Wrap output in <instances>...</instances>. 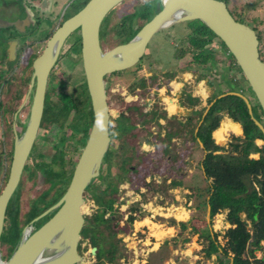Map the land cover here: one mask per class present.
I'll use <instances>...</instances> for the list:
<instances>
[{"label":"water","instance_id":"obj_1","mask_svg":"<svg viewBox=\"0 0 264 264\" xmlns=\"http://www.w3.org/2000/svg\"><path fill=\"white\" fill-rule=\"evenodd\" d=\"M124 1L88 0L54 32L33 62L29 91L14 117L16 120L19 110L30 102L28 120L21 134L14 120L10 172L0 193V264H79L82 261L78 245L86 221L83 211L85 194L92 181L100 175L103 159L110 147L107 77L116 70L139 62L156 35L180 26L189 27L199 21L207 25L233 55L264 113V60L260 55L259 36L249 24L234 17L224 0H156L157 12L137 14L128 28L111 40L102 41L104 19ZM76 30L82 41L83 67L93 110L89 134L65 192L25 223L18 243L4 256L1 237L7 209L31 159L41 129L49 76L63 53L66 41ZM15 56V48L9 49L10 60ZM230 94L244 99L251 118L264 134V121L255 116L245 95L228 92L219 97ZM207 209L210 214V204ZM96 250L97 245H94L91 249L93 255Z\"/></svg>","mask_w":264,"mask_h":264},{"label":"rangeland","instance_id":"obj_2","mask_svg":"<svg viewBox=\"0 0 264 264\" xmlns=\"http://www.w3.org/2000/svg\"><path fill=\"white\" fill-rule=\"evenodd\" d=\"M81 1L83 0H58L55 15L59 17L64 13V18L71 17L79 11L80 5L72 7L70 3L73 2L78 4ZM224 1L228 4L232 13H235L236 16L238 15L239 17L243 16V18L247 19L249 23L255 26L260 39L263 40L262 43L264 47V0ZM145 2V0H125L122 4L117 6L110 16L111 18L109 21L111 23H108V27L106 25L105 32H107L104 35L106 38L105 42L114 38L111 37L113 31H115L111 30L113 29L112 25L120 23L121 18L124 16L135 14L136 11H139L136 10L137 8H141L140 10H142ZM141 14L142 13H140V16H142ZM47 22L50 24L49 21H46V23ZM191 30L190 27L180 26L156 35L149 46L150 50L153 51L156 61L166 65L174 47L176 50L175 52H177V49L182 46V40L185 41V38ZM167 32L168 35L164 34ZM177 36L183 37L182 40L180 41L179 38H176ZM169 40H171L170 42H172L173 46L169 44ZM185 42V44L188 45V41L186 40ZM79 47L80 44H78L77 34H73L66 42L63 53L59 59L60 64L57 62L58 64H56V68L54 67L55 69L53 70V75L55 77L52 80V86L55 87V89H62L63 85L66 83L62 90L68 92L70 90L69 86H71L70 88L72 89L83 79V67ZM207 48L214 50L215 59H212L208 64L197 63L196 65L194 74H197V90L198 97L200 98L197 108L202 109L204 106H208V97L213 96L216 91L218 92L220 90L225 92L231 88L243 89L247 96L252 95L247 81L243 78L240 79V73L238 68L234 66L233 58L231 56L230 58L224 51L220 45L219 39L216 38ZM33 50H36V48ZM191 56L192 54L186 55L185 59L178 62V66L176 65L175 67H177L180 72H184L181 70L184 66L183 64L188 63ZM27 57L28 53L24 51L16 64L10 67L4 65L3 67L7 72L6 78L8 83L4 84L2 82L0 85V100L3 102V105H6L5 109L0 108V161L4 160L6 153L13 144L15 113L23 103L29 91V78H27L30 75L29 70L23 71L27 64ZM230 64L233 65L232 68L227 67ZM73 65L76 69H72ZM200 75H202V78H200ZM223 75L227 76L225 80ZM233 77L237 82H233ZM80 92L81 90L79 89L78 95H80ZM18 93L22 98L21 96L17 98ZM252 102L255 103V101ZM8 107H11L10 111ZM29 107L30 102L18 112V117L15 120L18 132H21L27 123L30 112ZM13 108H15L14 112L12 110ZM74 115V113L71 114L63 128L54 130L48 128L40 129L32 150L33 157H30L31 159L27 164H31L35 158L38 162L49 163L55 152L65 145L64 148L67 150L66 159L68 160V169L71 171L75 168L85 139H83L82 134L73 129V126L71 127V124H74ZM227 121L228 120L225 118L221 121V124ZM11 125L13 126V130H11ZM220 126L221 127L215 134L217 135V132L220 130L221 134H224L225 141L233 135L241 134L240 131L236 133L232 132V129L225 131L222 125ZM57 132L59 133L58 137L56 135ZM65 135L67 137L64 142H62L61 137ZM222 142L223 141H219L218 143L221 144ZM257 143L262 144V141L258 140ZM40 153H43V156H39ZM202 153L203 152L200 150L197 151V163L203 158L204 153ZM258 156V154H253V157ZM3 163L4 164L0 166V193L7 182L5 181V175L8 165L9 163L11 164V162L5 159ZM112 171L113 173L118 172V168L115 166V168H112ZM23 177L26 180L25 189H27L28 194L20 197V216L22 222L23 220L25 221V214L30 210L31 200L38 195L40 187L44 183L42 170L38 171V176L34 182L27 179L25 174H23ZM98 178L100 179L101 177L99 176ZM165 178L166 180L161 183L163 191L159 189V192H155L151 189L148 192L146 190L141 196V199L139 197L137 198L138 194H135L133 189L128 188V186H130L129 183L120 184V190L118 191L119 197L117 196L116 203L119 205L118 212L115 214L114 222L110 223L109 231H117L118 234L115 239L120 243L121 253L124 254V257L121 259L119 258V260L113 264H217L216 255L207 257L203 250L208 244L206 234H211L215 237V241L218 244H225L228 240L227 230L236 226L237 218L234 216L227 218L226 213L218 214L213 218L211 214H208L207 199L209 197L208 189L210 188L211 181L206 178L199 164H197L195 182L192 183L191 186L185 182L182 187H176L171 191L170 189L172 186H168L167 177ZM94 181L95 184H100V181ZM95 184L91 183V189L89 187L90 191L85 194L87 200L83 207V211L86 217L97 209V203L95 201V198H97L96 193L103 194L107 181L99 185V187L95 186ZM48 187L49 184H46L44 189ZM127 200L141 207V216L133 223L127 220V216L130 213L128 209H125ZM242 217L246 222L248 221L244 215H242ZM181 222H185L187 227L182 228ZM250 224V221H248V227L251 226ZM92 230L96 233L95 229ZM105 235L108 236V231L105 232ZM87 246L86 263H95V255L90 254V248L93 245L87 244ZM105 247H109V245L106 243ZM1 249L4 256L8 255L10 252L7 245H2ZM230 255L229 263L234 264L236 258L233 253H230ZM263 256L264 241L263 249L257 251V257ZM103 264L110 263L106 260L103 261Z\"/></svg>","mask_w":264,"mask_h":264},{"label":"flooded vegetation","instance_id":"obj_3","mask_svg":"<svg viewBox=\"0 0 264 264\" xmlns=\"http://www.w3.org/2000/svg\"><path fill=\"white\" fill-rule=\"evenodd\" d=\"M84 1L85 0L78 4L73 3V1L70 3V6L75 7L81 5ZM57 2L58 0H0V52L2 53L5 51L10 60L9 49L15 48V59L10 60L14 62V64L18 62L24 51L28 53V55L31 52L39 51L41 54L47 45V41L64 21L68 19V17L64 18V13L59 17L55 15L58 5ZM136 10H139V8ZM113 11L114 9L107 15L102 23L101 38L104 42L106 41L104 36L107 32H105L106 25L111 23L109 20ZM232 14L234 15L235 13ZM237 16L236 14L234 15L235 18H237ZM241 18L244 20L242 22L249 24L257 32L255 26L249 23L243 16H241ZM46 21H49L50 24H48V22L46 23ZM113 26L114 25H112V27ZM73 34H77L83 67L82 41L79 39L77 30ZM164 34L168 35V32ZM176 38H179L181 41L183 37L177 36ZM186 40L185 38V41ZM170 41L171 40H169V44L172 45ZM185 41L182 40V46L177 49V52H175L176 50L174 47L166 65L162 62H157L153 55V51L149 48L142 59L136 64L125 69L116 70L108 75L107 93L110 106V147L103 159L99 175L101 178L99 179L98 176V179H94L98 180V182L100 181L99 185L106 181L107 184L106 188L103 190V194L96 193L97 198H95V201L97 203V209H95L93 213L101 211V195L105 197H114V206L116 207L115 214L118 212L119 205L116 203L120 184L122 183H129L130 186H128V188L133 189V192L138 194L137 198L139 197L141 199V196L146 190L148 192L151 189L155 192H159V189L163 191L161 183L166 180L165 177H167L168 186H172L170 189L171 191L176 187H182L185 182L191 186L196 179L197 164H199L206 176L203 160L207 154V150L204 142L198 137V131L211 106L219 98H222L219 97L220 95L228 92H240L250 100L253 111L254 107L259 110L255 94L247 96L243 89L240 90L235 88H231L232 90L229 88L230 90H226L225 92L216 91L213 96L208 97V106L198 109L197 74H194L198 62L193 50H187ZM12 42L14 44L13 48H11ZM262 42L263 40L260 39V55L264 60V47ZM32 48H36V50ZM189 54H192L191 59L188 60V63L183 64L184 66L181 70L184 72H180L175 66ZM58 62L60 64V60ZM234 66H236L235 63ZM73 68L76 69L74 65L72 69ZM53 70L49 76L47 94L54 88L52 86V80L55 77L53 75ZM82 70L83 79L79 81V84L75 85L74 88H78L86 81L84 67ZM239 77L240 79L242 78L241 74ZM200 78H202V75H200ZM223 78L225 80L227 76L223 75ZM252 101H255V103ZM200 110L203 112L198 117V111ZM261 120L264 121V117ZM233 124L235 125L234 122ZM216 131L213 132V135L217 140ZM242 134L243 133L237 135ZM233 136L231 137L232 139ZM231 138L227 141L223 140L220 145L228 147L229 143L232 141ZM258 140H261L262 144H264L263 139ZM198 150L204 153H202L203 158L199 163L196 161ZM115 166L118 168V172L113 173L112 168H115ZM93 184H95V182H93ZM99 185L98 183L95 184L97 187H99ZM89 187L91 189V186ZM90 189L88 188L86 193L89 192ZM106 189H112V192L105 193ZM85 199L87 200L86 195ZM134 206L137 205L127 200L125 209L131 212ZM7 215L8 209L4 229L7 224ZM129 216L130 213L127 217L129 218ZM112 218L115 219V215H113ZM85 219L86 225V215ZM182 223L183 222L180 224L183 228ZM113 233V240L117 242L115 238L118 233L117 231L115 232V230ZM87 242L88 239L86 240L82 233L78 245V252L82 257V261L79 264H90L86 263V253L88 252V246L86 248ZM118 245L121 248L120 243H118ZM92 247L90 248L91 255H93L91 251ZM99 249L100 246L97 244L96 259L95 263L92 264H100V260L97 256ZM103 261H106V259H103Z\"/></svg>","mask_w":264,"mask_h":264},{"label":"trees","instance_id":"obj_4","mask_svg":"<svg viewBox=\"0 0 264 264\" xmlns=\"http://www.w3.org/2000/svg\"><path fill=\"white\" fill-rule=\"evenodd\" d=\"M87 1L85 0L79 7H83ZM145 1L142 10L139 8V11H136L135 14L124 16L121 18L120 23L112 27L113 29L111 30L115 31H113L111 37H115L118 33L128 28L134 19L133 17L137 14L145 11H158L159 6L156 0ZM148 15H151V13H148ZM237 19L244 21L239 16H237ZM189 27L192 30L186 37L188 41V45H186L187 50H193L198 63L208 64L210 59H215V52L212 49H208L207 46L213 43L216 38L219 39V37L212 29L200 21L189 25ZM219 42L224 51L228 53L227 55L233 58L241 77L246 80L240 66L236 63L225 43L221 39H219ZM39 55L40 51L31 52L27 57V64L23 71L29 70L30 75L27 77L29 81L33 73L32 64ZM13 64L14 62L8 59L5 51L0 52V85L2 82L4 84L8 83L6 78L7 72L3 68L4 65L10 67ZM227 67L232 68L233 65L230 64ZM232 80L233 82H237L234 77ZM70 87L68 92L62 89H55V87L48 92L41 128H48L50 130L63 128L71 114L74 113V124H71V127L73 126V129L82 134L83 139H86L93 118L91 99L86 81L78 88L73 87L71 89ZM79 89L81 90L80 95H78ZM249 89L254 95L250 86ZM219 92L224 91L220 90ZM20 96L18 93L17 98H20ZM199 100L200 98L197 97L198 103ZM5 106L0 100V108L5 109ZM257 106L259 110L254 107V112L256 117L261 120L264 117V113L259 103H257ZM8 108L10 111L11 107ZM12 110L14 112L15 108ZM202 112L200 110L198 114L201 115ZM225 117H229L234 122L240 123L243 129V134L234 135L228 147L222 146L217 142V140H224V134H221L220 130L216 135L217 140L213 135V132L220 127L221 121ZM25 127L26 124L19 134L24 131ZM222 127L225 131L232 129L234 133L239 131L241 133V127L237 123L234 125L229 120L223 122ZM11 130H13L12 125ZM56 135L58 137L59 133L57 132ZM66 137V135L61 137V141L64 142ZM198 137L204 142L207 150V154L203 160V167L207 178L211 181L210 188L208 189L209 199L207 201L211 206V216L213 218L218 214L226 213L227 218L233 216L237 218L236 226L227 230L228 240L225 244H218L215 241V237L211 234H206L208 244L203 248L206 256L212 257L216 255L217 264H230V253H233L236 258L234 264H264V256L257 257V251L263 249L264 241V144L259 145L257 143L258 139L264 140L263 132L251 118L244 99L240 96L230 94L219 98L211 106L198 131ZM13 146L14 140L4 160L7 159L11 162ZM64 146L55 152L49 163L38 162L35 158L31 164L26 165L23 174L27 176V179L34 182L38 176V171L42 170L44 183L40 187L38 195L31 200V207L28 213L25 214V221L23 220L22 222L20 216V197L28 194L27 189H25L26 180L24 177L9 203L7 224L1 237V242L2 245H7L10 252L14 249L21 237L24 227L23 223L25 225L28 220L48 208L67 189L74 169L71 171L68 169V160L66 159L67 150ZM42 154L40 153L39 156H43ZM253 154H259V156L253 157ZM31 156L33 157L32 153ZM4 160L0 161V166L4 164ZM10 166L11 164L9 163L5 181L8 179ZM46 184H49V187L44 189ZM110 192H112V189L105 190V193ZM114 203V197L101 195V211L87 215V223L82 230L83 236L86 240L88 239V244L93 246L98 244L100 246L97 255L100 264H102L103 259L108 260L112 264L116 263L119 258L124 257L118 243L113 240V231H109L110 223L115 220L112 218L116 211ZM242 215L250 221V227H248V221L246 222ZM140 216L141 207L137 205L132 208L127 220L133 223ZM182 226L184 228L186 224L183 222ZM92 229H95L96 233ZM91 230L93 233H90ZM106 231H108V236L105 235ZM106 243L109 247H105Z\"/></svg>","mask_w":264,"mask_h":264},{"label":"crops","instance_id":"obj_5","mask_svg":"<svg viewBox=\"0 0 264 264\" xmlns=\"http://www.w3.org/2000/svg\"><path fill=\"white\" fill-rule=\"evenodd\" d=\"M226 118V120H229V121H232V122H234L231 118H229V117H225ZM224 118V119H225ZM223 123V122H222ZM234 123H237L240 127H241V133H243V129H242V126H241V124L240 123H238V122H234ZM220 125H222V124H220ZM221 127V126H220ZM219 127V128H220ZM217 142H219V141H217ZM211 214V213H210Z\"/></svg>","mask_w":264,"mask_h":264},{"label":"clouds","instance_id":"obj_6","mask_svg":"<svg viewBox=\"0 0 264 264\" xmlns=\"http://www.w3.org/2000/svg\"><path fill=\"white\" fill-rule=\"evenodd\" d=\"M100 123V121L99 120H97V124H99Z\"/></svg>","mask_w":264,"mask_h":264}]
</instances>
